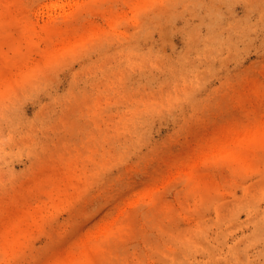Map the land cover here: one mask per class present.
Listing matches in <instances>:
<instances>
[{
    "label": "rangeland",
    "instance_id": "obj_1",
    "mask_svg": "<svg viewBox=\"0 0 264 264\" xmlns=\"http://www.w3.org/2000/svg\"><path fill=\"white\" fill-rule=\"evenodd\" d=\"M0 264H264V0H0Z\"/></svg>",
    "mask_w": 264,
    "mask_h": 264
}]
</instances>
